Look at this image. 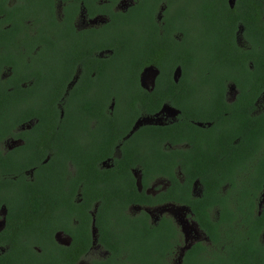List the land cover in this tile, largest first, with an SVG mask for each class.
Instances as JSON below:
<instances>
[{"label": "flooded vegetation", "instance_id": "1", "mask_svg": "<svg viewBox=\"0 0 264 264\" xmlns=\"http://www.w3.org/2000/svg\"><path fill=\"white\" fill-rule=\"evenodd\" d=\"M259 30L264 0H0V99L22 120L0 129V264H242L233 235L264 209V135L237 122L264 118ZM195 32L249 80L141 81Z\"/></svg>", "mask_w": 264, "mask_h": 264}, {"label": "trees", "instance_id": "2", "mask_svg": "<svg viewBox=\"0 0 264 264\" xmlns=\"http://www.w3.org/2000/svg\"><path fill=\"white\" fill-rule=\"evenodd\" d=\"M217 36L218 38L211 39L212 41L205 40L202 37L211 38L212 36ZM195 38L193 41V45L189 46V42L186 39L181 40L177 43V49L174 51L175 53L171 56L175 60V64L173 66L164 65V64H155L154 68L158 71L159 74L162 73H172L175 66H179L181 69V74L183 76L195 74L200 77L194 80L193 89H198L197 85H202L205 81L204 76H209L210 83L218 82L220 76L223 74L224 68H231L232 73H236V75H240L239 78L244 80H249L248 75L249 72L244 70L240 63H231L232 59L243 57L239 55L238 50H234L233 48L225 47L222 45V41L225 40L221 38L223 34H199V32H195ZM228 36V34H226ZM256 41L258 43L257 56L258 58H264V47L261 46L260 41H264V32L261 33L259 30L256 34ZM148 51V50H146ZM156 50H151L149 53L154 54ZM233 59V60H234ZM228 60V61H225ZM264 68V64H257L254 68L253 74L262 75V69ZM259 80V79H258ZM262 81L259 80V83ZM11 103L8 98L0 99V129L2 132L5 130H9L8 124L20 123L21 116H17L13 114V111H9L11 107ZM201 108V106H198ZM204 111V110H203ZM185 112V111H184ZM239 118L237 122L240 125L246 126L248 129L249 135L252 137H260L264 135V118L258 119L255 121V131L252 129L250 124V118L246 117V114H239ZM73 119V118H72ZM196 120V119H195ZM74 121V119H73ZM2 158V157H1ZM2 163H7L2 160ZM25 160H20L23 163ZM29 161V160H28ZM9 164L12 161L8 162ZM38 166L39 169L46 170V173H51V170H48L45 165L40 166V161L33 162H25L24 164H31ZM58 167L55 166L52 169L56 170ZM47 182V181H45ZM47 184V183H45ZM250 216H246L242 220L241 229L236 235V237L240 240L241 246L238 249L242 250V264H251V260H256V264H262L264 262V243L260 242L259 236L264 233V209L261 211L259 215H256V209L249 210ZM224 217L227 219L228 225L233 220H237L233 211L225 210ZM251 218V221H250ZM231 229L233 225H230ZM230 234H234L235 231H229ZM253 252H259L257 255L253 256Z\"/></svg>", "mask_w": 264, "mask_h": 264}, {"label": "water", "instance_id": "3", "mask_svg": "<svg viewBox=\"0 0 264 264\" xmlns=\"http://www.w3.org/2000/svg\"><path fill=\"white\" fill-rule=\"evenodd\" d=\"M157 73H158V71L155 70V69H153V68H151V67L146 68V69L141 73V81L144 82V81L148 80V78H149L151 75H155V74H157ZM180 73H181V69H180V67H177L176 70H175V72H174V74H175V75H180ZM153 81H154V78H151V82H153Z\"/></svg>", "mask_w": 264, "mask_h": 264}]
</instances>
